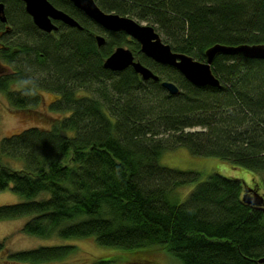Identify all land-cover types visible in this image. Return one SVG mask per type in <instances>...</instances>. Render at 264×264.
Instances as JSON below:
<instances>
[{
    "label": "trees",
    "instance_id": "obj_1",
    "mask_svg": "<svg viewBox=\"0 0 264 264\" xmlns=\"http://www.w3.org/2000/svg\"><path fill=\"white\" fill-rule=\"evenodd\" d=\"M48 1L82 29L56 23V32H41L21 0H0L6 18L0 93L18 114L38 113L40 91L56 96L46 126L0 140V192L22 198L0 206V221L29 217L21 233L43 240L94 238L100 247L148 251L121 259L126 264H153L155 250L174 264H258L264 211L242 201L243 183L215 173L201 180L200 173L162 167L159 159L185 148L264 175V60L219 55L211 65L218 87H196L143 56L122 33H107L97 47V25L67 0ZM94 2L106 13L148 23L172 52L200 62L215 44L264 45V0ZM120 45L159 81H143L132 68L104 69ZM162 81L178 93L170 95ZM193 184L178 202L175 191ZM75 250L49 245L7 258L47 264Z\"/></svg>",
    "mask_w": 264,
    "mask_h": 264
},
{
    "label": "water",
    "instance_id": "obj_2",
    "mask_svg": "<svg viewBox=\"0 0 264 264\" xmlns=\"http://www.w3.org/2000/svg\"><path fill=\"white\" fill-rule=\"evenodd\" d=\"M26 14L31 18L33 25L41 32L51 34L58 30L56 23H61L69 28L81 30L79 23L67 13L54 7L48 0H21ZM75 9L85 15L90 21L107 33H122L139 45V53L156 64L167 66L176 70L186 81L196 87H218L219 82L213 76L211 65L219 55H240L247 59L264 60V45H238L225 46L215 44L204 52L202 62L192 57L172 52L170 47L163 43L154 28L141 25L130 17L120 16L115 13L102 11L94 0H67ZM4 6L0 2V22L5 23ZM97 47L105 44L102 35H96ZM103 68L112 72H120L127 68L140 76L143 81H159L150 69L136 61L132 52L123 47H117L103 61ZM161 87L170 95H176L178 88L175 84L162 81ZM250 193L253 195L250 196ZM242 201L256 209L264 211V199L252 192V189L244 188ZM264 264V258L257 261Z\"/></svg>",
    "mask_w": 264,
    "mask_h": 264
},
{
    "label": "rangeland",
    "instance_id": "obj_3",
    "mask_svg": "<svg viewBox=\"0 0 264 264\" xmlns=\"http://www.w3.org/2000/svg\"><path fill=\"white\" fill-rule=\"evenodd\" d=\"M133 20L141 25L150 26L148 23L138 19L133 18ZM100 33V35L106 36L104 32L101 31ZM161 38L162 37H160V39ZM118 47L129 49L121 45ZM129 50L131 51V48ZM40 93L42 94V103L36 109L38 113L24 112L22 114H18L17 111L8 106L4 94L0 93V140L17 134L29 127L46 126L47 121H49L46 115V113H48V105L55 100L56 96L45 91H40ZM49 114L53 117L58 116L51 112ZM159 164L162 167L173 170L198 172L201 174V180H204L208 175L213 173L227 178L238 179L243 183L244 188L252 189V192H255L264 199V175L252 174L243 168L232 166L220 159L192 156L185 148H178L174 151L164 153L159 159ZM193 188L194 184L183 186L176 190L174 193L175 196H173H177L178 202H183ZM252 195L253 194L250 193V196ZM21 201L22 198L20 196L9 190L0 192V206L17 204ZM28 218L29 217H22L14 220L0 221V243L5 240L3 248L0 249V264H27L13 262L7 258V255L49 245H74L76 250L62 261L47 264H93L98 258L111 260L113 261L112 264H126L121 262V259L125 260L133 256L140 257L146 255L148 252L146 250H142V252H133L117 248L100 247L95 243L94 238L83 240H43L27 236L21 233V228ZM161 252L163 253L162 250ZM162 253L155 250L151 260L156 264H174L168 261ZM165 254L167 255V253Z\"/></svg>",
    "mask_w": 264,
    "mask_h": 264
},
{
    "label": "flooded vegetation",
    "instance_id": "obj_4",
    "mask_svg": "<svg viewBox=\"0 0 264 264\" xmlns=\"http://www.w3.org/2000/svg\"><path fill=\"white\" fill-rule=\"evenodd\" d=\"M101 30V29H100ZM102 32H104V31H102ZM106 35H107V32H104ZM98 35H100V34H98ZM104 37V36H103ZM105 38V37H104ZM133 54V53H132ZM135 58V57H134ZM136 60V59H135ZM137 61V60H136Z\"/></svg>",
    "mask_w": 264,
    "mask_h": 264
}]
</instances>
